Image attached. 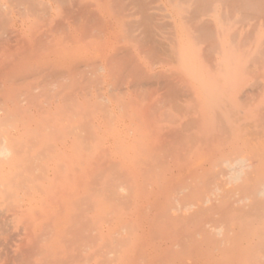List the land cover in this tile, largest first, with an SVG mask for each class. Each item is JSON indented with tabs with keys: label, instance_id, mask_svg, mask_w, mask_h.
<instances>
[{
	"label": "rangeland",
	"instance_id": "rangeland-1",
	"mask_svg": "<svg viewBox=\"0 0 264 264\" xmlns=\"http://www.w3.org/2000/svg\"><path fill=\"white\" fill-rule=\"evenodd\" d=\"M50 1L58 0L0 1V23L4 17V22L0 30L1 53L2 51H6V47H8L6 44L8 40L6 39L7 37L9 38L10 33L14 32V24L16 23L18 24V28L15 26V29L18 32V38L20 37L19 42H25L27 39L30 42L34 38L43 39V45L36 48V50L29 49V42L28 44L24 42L21 44L18 43V46L15 44L16 48L13 46V50H17V53L25 59L33 56L34 53L39 54V50L46 48L50 43H58L51 50L53 59L52 63L50 61V67H52V70L50 69L36 74H52L53 81L51 79L48 80V84L52 83L51 86H53L51 92L44 93V91L41 92L38 88L36 90L38 93L36 92L37 95L35 96L32 94L31 96L19 94L20 90L14 89L17 83V74L14 85L7 87L0 85V101L1 103L4 102L3 109H5L4 112L6 113V115L0 117V149L2 144H6L12 150V154L8 158L0 156V264H188L187 261L191 262L193 258L195 260L198 257L197 262L195 260L192 263L189 262V264H201L202 262L205 264V256L202 255V258V256H199L200 254L196 255V252L192 254L193 249L190 248L191 245L185 246V244H191L194 239L190 240L189 243L188 238L180 239L172 236L173 232H170V229L173 226V222L170 223L172 224L170 226L160 222V218L158 217L150 219L151 221L149 220L147 231L150 232L153 238L150 234V236L148 235L146 237L142 233V224L140 225L137 222L141 217V207L138 206V213L136 215L134 214L133 222L127 223L130 221L131 211L136 208L134 207L136 194L139 199L144 201L141 196L144 197L143 193L146 189H143V187L147 188L146 184L149 183L152 178L151 176H153L149 175V170L147 171L144 163L148 155L146 153V141L140 142L143 138V131L141 129L137 131V129L132 133L130 129L125 127L133 123L131 120L137 115L136 111H127V106L130 103L144 106L146 104L147 106L149 102L153 106L154 101H156L154 106L157 107L156 109L159 107V113L157 110L154 113L155 115H162L160 122L154 126L155 138L166 134V130L169 132L170 129H173L174 131L178 124L180 125L183 121L188 120L189 115L194 113V108L195 106L197 108V105L193 103L194 101L192 99L193 102H190L191 104L187 103L189 105L186 108L185 106L187 105L184 104V101L189 98L185 99L180 96L181 98H179L181 100L179 99L178 102H182L181 106L183 105L184 107L182 106L183 108L178 110L174 103L175 95L165 94L166 96H164L163 94H158L164 91L162 83L165 84L169 81L168 83H171L170 85L177 86L179 84L181 87L180 95L183 91L187 92V88L191 84L193 86L195 80L192 79L193 76L189 80L188 78L185 80L181 77H188L189 72L194 71V68L191 69L190 67L192 63L194 62V65H197L200 63L198 62L199 59L201 62L205 61L210 69L205 70L207 72L205 74H214L215 70L213 69H215V66L219 62H222L221 48L224 46L226 53L227 51L231 53L234 47L240 48L242 55L238 56L237 60L240 61L242 67L247 68L246 75L250 77V85L245 90L247 93L241 94V91H239L240 94L237 95L242 96L239 101L243 103L241 107L244 109L249 101L258 97L259 94L257 93H260L264 87L260 81H252L255 76L264 74V67L261 65L264 62V53L262 52L254 56L251 54L250 57L246 56V51L251 50L252 45L255 46L256 38L261 36V39L264 41V0H180L181 12L185 8V11L189 10L187 12L189 13L187 14V18L181 20V31L182 33L187 32L189 42L193 43L196 48L193 46L189 48L183 44L180 48H177L171 31H165L160 37L156 36L151 27L154 20L150 21L145 18L146 15L149 16V14H152L164 20L166 24L171 22L165 16L168 15L167 9L172 8L173 2L176 0H112V2L101 0L102 2L107 1L106 8L112 13H117V17L113 19V28L110 26V30H108L106 26L102 25L96 33L94 28H90L92 26H83L84 24H82L79 27L73 24L74 17L71 20L70 16L74 13L73 10L75 8L78 9L87 6L84 0H79L73 7L72 14L70 13L67 16L64 14V11L67 10L69 5L68 1L60 4L58 11L55 9L51 13L52 11L50 12L48 10L47 13L46 7L50 5L51 8ZM30 11H34L31 14H38L30 15ZM94 11L96 14L91 17H94L93 19L95 21V19H98V11L97 9ZM96 23L97 21L93 24L96 25ZM23 24L26 28L36 27L39 29L42 27L44 30L30 29L27 30V33H24L18 30L19 28H24V26L22 27ZM54 25H57V27H53L52 29ZM63 27H69L68 29L74 32L61 31ZM87 28L90 30L84 31ZM46 29L48 31H45ZM221 32L223 33V40L221 38L220 40L218 39ZM94 34L96 40V47L94 48L96 49L93 48V45L90 47L93 50L94 56L93 58L90 56L93 53L89 54L88 49L86 55L89 58L84 62V64L89 63L87 65L90 66L91 59H94L95 62L97 56L101 59V63L90 66V68L94 67L95 74L94 76L91 75L93 78L86 76L92 79L91 82L93 85H91L89 79V81L85 80L86 82L77 81L82 76H79L76 80L74 79L75 77L68 79L67 73L73 72L77 68L75 67L76 65L82 70L86 67V65L79 64L77 58V55L81 51L79 47L83 44L82 40L79 41V38H84V43L93 44ZM69 40L74 41L76 45L72 41L69 42ZM85 40L88 41L86 42ZM2 41H5L6 45ZM60 44L63 46L59 47ZM2 45L6 47L3 46L2 48ZM43 56L44 54L41 58ZM72 56L74 58H71ZM109 56L110 63H104L105 58ZM121 56H123L121 60H124L128 56L136 58L137 61L141 62L142 71L146 73L164 72L166 74L180 75L181 77H166L164 79L165 81H158L159 83L157 81L150 82V86L157 88V94L146 95L142 87L133 89L130 86L124 85V83L122 85H113V89H116L115 92L113 90L112 92L108 91L109 64L110 66H112V63L119 64L123 68L124 65L120 60ZM1 57L0 65L5 60V62L9 61L3 55ZM41 58H37V61H40ZM20 61L21 59H19ZM23 64L24 62L21 64L20 69L23 67ZM29 64L32 63H26V66ZM211 64L214 67L210 66ZM89 69H87L89 72H93L92 69ZM241 72L242 70H240ZM101 73L104 75L100 79L99 74ZM118 74L116 71V73H113V77H119ZM41 77L45 79L44 76ZM93 79L96 81L98 90H95V82H93ZM259 82L261 83L259 85L262 89L257 84ZM80 83V87L85 88V92L93 91L87 93L88 99L85 97L82 103L85 104L86 108L91 106L90 111L96 108L97 114H94V116L91 111L90 113L93 116L91 114V117L87 115L91 119L85 121L84 132L81 133L82 138L81 140H76L79 142L74 144L72 154H64L60 149L62 146L61 142L64 139L63 137H66L65 131L62 128L56 129V132H49L47 135H38L39 138L46 140L50 138L57 140V142L52 144V147L46 146V150H43L41 155L34 152V144L32 143H23L14 140L8 141V139L29 135L26 131L21 133L16 128L14 129L15 126L21 125V122L23 125H27L34 121L40 125L44 121H51L54 124L61 125L65 124V122L53 120L52 118L67 117L75 112L88 113L89 109L86 110V108L84 111L78 110L76 106L78 101L75 100L65 101V103L62 102L61 105H58L60 106L59 109H55V103L59 99V95L77 91L78 84ZM88 84L92 87L89 88L90 90L92 89L91 91L89 89L86 91V88L90 87ZM24 85L25 83L20 81L16 87L24 88ZM4 90L14 91L13 96L6 101L1 99ZM97 91L98 95L96 94ZM225 98H232V96L227 95ZM109 99H112V105L116 109L114 112L109 111L107 106H103L110 102ZM91 101L93 102V106L92 104L90 105L92 103ZM166 102L167 104H164ZM232 102H223V109L221 108L219 112H223L225 107H230L231 105L238 107L236 103L232 104ZM51 103H53L52 107L48 110H43V112L39 110L37 112L39 116L36 118L33 116V119L32 104L41 107V105ZM94 103L97 104V107ZM99 107L100 109L98 111ZM161 108L163 109V113L160 112L162 110ZM8 112H10V116L7 117ZM138 112V115H142L141 111ZM135 117L137 118V116ZM139 117L134 120L133 124L138 119L140 120ZM239 119V115L235 114L229 121L226 120L224 123L220 121L221 124L212 133L223 134L227 139H230L231 135L229 136L228 133L230 125L232 124L239 128L245 125H252V130H254V127L256 131L259 130L262 124L264 125V118H259V121L256 119L255 121L258 122H253L254 119H250L238 123ZM116 121H121L122 125L119 128V133L116 134L120 136L118 138L111 132V125L116 123ZM81 123L77 124L81 125ZM94 124L99 125V128H94L92 126ZM13 129L14 132H11ZM194 132L197 135L204 133L198 129L194 130ZM189 138V140H192L194 134L190 135ZM137 139L138 141L140 140L139 146L136 141ZM69 140L68 147L71 146L72 138ZM256 140L260 145L264 143V137L262 136L256 137ZM142 143H144V147ZM245 153V151L243 152L232 148L227 150L223 154V157L226 160L233 161L237 157L245 156ZM157 154V152L154 153L155 156ZM10 160L12 161V166L5 165ZM45 160L52 162V168L42 166ZM129 167L132 168L134 173L133 177L139 182L143 193L141 191L139 193L134 191L135 183L134 181V185L130 183ZM145 171L146 173H144ZM131 189L132 192L130 191ZM31 200L34 201L32 207ZM154 226H156V229ZM160 228L162 230L164 228L166 229H164L166 233L163 237L161 236L163 231ZM158 234L162 238H158ZM165 239L167 241L172 239L169 248L160 246L159 242ZM177 239L178 241L181 240V243L179 241V245L180 247L183 245L185 249H182L184 251L181 248L179 250L172 246ZM260 240L261 238L257 237L252 240H244V245L249 241H256L255 244L260 246L258 245L261 244L259 243ZM172 241H174L173 244ZM261 242L263 246V240ZM213 244V250L216 248L217 251L219 247V250L224 249L218 242L216 244L219 246L215 242ZM171 247L173 248L172 250ZM257 248L254 252H257L259 255L257 253L256 255H251L250 251L248 253V250H245L246 254H242L243 257L240 255V258H242L240 260L241 263L251 264L252 261L254 262L256 260V264H263L264 250L261 251L258 248L259 251ZM185 251L186 253L184 254ZM208 251H212V249L208 248ZM222 252L225 251L223 250ZM187 254L190 256L188 255L187 257ZM250 255L255 258L248 262L247 259ZM258 258L260 262L257 260Z\"/></svg>",
	"mask_w": 264,
	"mask_h": 264
},
{
	"label": "bare ground",
	"instance_id": "bare-ground-1",
	"mask_svg": "<svg viewBox=\"0 0 264 264\" xmlns=\"http://www.w3.org/2000/svg\"><path fill=\"white\" fill-rule=\"evenodd\" d=\"M0 1L3 2V0ZM75 9L73 10L74 15L70 12L72 14L70 17L71 20L74 17L73 24L79 26V24H83L84 22L83 19L84 16L82 14L83 11H79V8L76 10ZM30 13H34V11H30ZM15 26L16 25L14 24V32L10 33L9 38L7 37L6 39L8 40V42L6 40L5 41L7 43L5 41H2L4 42V44L6 43L8 46L6 47L5 46L6 44L2 45V48L3 46L7 48L6 51L5 52L2 51L1 53L0 50L1 53L0 57L3 55V57L9 59L8 62H5L6 61L5 60L4 63L2 62V65H0V85H3L4 87H7L9 85L12 86L16 83V74L18 70H20L19 68L22 66L21 64L24 62L25 59L19 53H17V50H13L14 49L13 46L16 48L15 44H17L18 46L19 45L18 43H20L19 42L20 37L18 38L17 36L18 32L16 31ZM53 27L55 28L57 27V25L52 26V29ZM91 36L93 37V35ZM83 39L84 38L82 39L79 38V41L82 40V43H84ZM70 41L72 40H69V42ZM85 41L87 42L88 40ZM72 42L74 43V41ZM42 43H43V39L34 38L30 40L28 47L31 50H36V48L40 47ZM61 44L59 45V47L63 46ZM57 45L58 43L57 44L50 43L46 47L47 50L44 52L43 58H41L40 61H37L35 67H33L31 71H29L31 72L30 73L31 75L32 74L36 75L39 72L47 71L50 69L52 70V67H50V61L48 59V55L49 52H51V50L54 49ZM90 50L92 52H90ZM89 52L93 53L92 48H89ZM45 53L47 54L45 55ZM90 56L93 58L94 53L92 55L90 54ZM19 59H21L20 62ZM93 60L94 59H91L90 66H95L94 63L96 62L95 60L94 61ZM263 63H261L262 67H264ZM87 64L89 65V63L84 64L86 65V67L85 69L83 68V70L77 65L75 66L77 68L73 66L76 71L72 68L74 71L73 72L70 71L71 73H67L68 74L67 78L71 79L75 77L74 79L76 80L79 76L82 77L89 76V78L94 76V67L90 68V66H88ZM88 67L92 69L93 72H89L87 70L89 69ZM205 67H208L206 63L200 62L197 64L196 72L200 71L197 74H199V77L200 75L203 76L201 77L202 84L207 83L209 87H213V86L218 87L221 83H223L231 87L236 86L241 91V94L247 93V91L245 90L246 87L249 86V83L247 82L249 76L246 75L247 74L246 67L244 68V71H242L243 75L237 76V74L227 72L229 75L227 74L226 76H223V78H221L220 80L216 78L214 82L206 81L202 79L205 78L204 73L202 72L204 71L203 69ZM78 68L81 69L82 71L79 70ZM220 70H223V67H221ZM197 74H194L193 76H196ZM89 80L90 82L92 81V79ZM93 80H94L93 82H95L94 83L95 90L96 89L98 90V86H96L97 85L96 81L95 79ZM254 80L256 82L260 81L263 84H261L260 82L257 84L258 85L261 84L264 86V74L255 76L253 81ZM91 85H93L92 82ZM91 85L88 84V86L90 87L86 88V91L87 89L92 88ZM260 89H262L261 86ZM91 90L89 89V91ZM91 92L88 91L85 92V88L83 90L82 88H80L77 91L75 90L73 92H70L72 94L70 93H65V95L61 94L59 95V99L55 103L56 105L55 109L58 110L60 107L58 105H61L62 102L65 103V101H72V100L80 101L81 99L83 100L85 97L88 99L87 93H91ZM97 93L98 91L96 92V94ZM13 94H14L13 90L12 91L4 90L1 99L3 101H6L8 98L12 97ZM257 94H259L258 97L254 98V100L249 101L244 109L241 107L243 103L239 101V99H241L242 96L240 97L236 95L233 96L232 98H224L221 97L220 94H213L210 92H208L206 95L203 92L195 94L194 96L188 95L185 97V99L186 98L189 99H186L184 101L185 102L184 104L187 105L185 107L188 108V105L191 104L190 102L194 101L193 103L197 105V108L196 106L194 108L195 111L193 110L194 113H191L189 115L187 121L185 120L184 122L183 120H181L183 121V123H180V125L178 124L176 126V129L174 128L175 129L174 131L173 129L172 130L170 129L169 132L168 130H166L167 131L166 134H162L161 137L159 136L155 138V133H154V126L155 124H158V122H160L162 115L157 113H156L157 115H155L154 113L157 111L159 113V107L158 109H156L157 107L154 106L155 105L154 103L156 101H154L153 106L148 101L149 104H147V106L145 104V107H143L144 110L142 108L143 113L142 115L140 114L141 116L138 115L139 113L138 111L136 112L137 115L135 116H137V118L138 116H140L139 118H141L143 121L141 122L143 124L142 128H139L137 130L136 128L139 127L138 126L139 124H135L136 127L134 128H132V126L129 124V126H131L129 127L130 132L134 133L135 132L134 130L139 131L140 129L142 130L144 128L143 130H145L147 134L146 153L148 155V158H146V161L144 160L145 161L144 163L147 171L149 170L150 173L147 174L153 175L151 176L152 178L149 181V183L146 184L147 188L143 187V189H146V191L143 193V189H141V192L143 193L144 197L141 195L140 196L145 200V204H146L145 207L146 211L143 208L144 210L143 213H145L146 215L141 218L142 219L145 218V220L148 219L150 220L153 219L154 217H158L160 218V222L166 225L168 224L170 226L172 225L170 223L173 222V226H171L172 230L170 229V232H173L172 236H174L175 238L180 237V239L188 238L189 243L190 240L194 239L192 240L193 242L191 244H185V246L187 247V245L188 246L191 245L190 248L193 249L192 254L196 252V255L200 254L199 256L202 255L205 256L204 257L205 264H242L240 261L242 259L240 258V255L241 256L242 254L244 255L245 250H248V253L250 251L251 255L254 254L256 255L257 252L255 253L254 251L256 250L257 247L260 248L261 251L264 250V245L262 246V242H261V240H263V244H264V143L260 145L257 143L256 140V137L259 136L264 137V125L262 124L259 127V130L256 131L254 127H253L254 130H252L251 127L252 125L249 126L245 125L244 127L239 128L236 127L234 124H232L230 125L229 133H228L229 136L231 135V138L230 139L228 138L229 140L223 134L212 133L215 132V128L221 124L220 121H222V123H224V121L226 120L229 121L232 119V116L235 114L239 115L240 119L238 120V123H241L242 121L245 120L254 119V117L256 118L254 119L253 122H258L259 118L260 119L264 118V87L260 91V93L258 92ZM97 95L95 96L98 98ZM89 98L93 99L92 97ZM230 101H233L232 104L236 103L238 107L231 105L230 107H225L223 112H219L217 106L222 105L223 104L222 102H230ZM134 102L136 101L134 100ZM3 103L4 102L1 103L0 101V117L6 115V113L4 112L5 109H3ZM91 104L93 106V102L90 103V105ZM97 104L94 103L96 107ZM164 104H167V102ZM90 107L88 108L85 107L86 110L89 109L88 110L89 112L86 111L89 114L75 112V113H71L67 117H62V118L54 117L52 119L65 122L69 125L81 123L83 121L85 122L86 120L91 119L90 118L91 111L93 112V115L97 114L96 112L97 109L94 108L91 109L90 111ZM162 111L163 109L160 112ZM87 115L90 117L88 118ZM8 116H10V112H8L7 117ZM137 118L135 117V119ZM169 119H171V117H169ZM256 119L258 121H255ZM132 120L131 122H134V120L133 121ZM132 125L134 126V124ZM196 129L202 130L204 133L197 135L194 132V130ZM192 134H194V138H192V140H189L190 139L189 136ZM136 141L138 142V146H139L140 140L138 141L137 139ZM175 143L177 144L175 145ZM142 144L144 147V143ZM232 148L243 152L245 151L246 152L245 156L237 157L233 161L226 160L223 157V154L227 150ZM155 152L158 153L157 156L154 155ZM11 154H12V150L8 146H6V144L4 145L2 144L0 149V156L4 158H8L11 156ZM5 165L12 166V161L11 160L8 161ZM144 173H146V171ZM147 179L145 178V180ZM132 189L130 190L131 192ZM155 227L156 226H154V228ZM164 229L163 230L161 229L163 231L162 232L163 234L161 235L162 237L166 233V231L164 232ZM151 232H153V230ZM159 232L161 233L160 230ZM158 235H159L158 238H162L160 234ZM255 237L261 238L259 242L261 244L258 245H260L263 249L255 244L256 241L255 242L249 241L246 245H244L245 244L244 240H250V239L252 240ZM165 238L169 240L167 237ZM171 240L172 239H170L168 243H171ZM179 241L181 243V240ZM179 241L178 239L175 243L174 241H172V244L174 243V245L172 244L171 245L179 250L180 248L185 249L183 245H181L180 247ZM213 242H215V244L216 242H218L224 248L223 250L225 252H222L223 251L222 249H220L222 253L219 252L220 251L219 250L220 247H219L217 250L219 253L216 251V248L214 249L216 252L215 254L213 250L214 248ZM208 248H211L212 251H208ZM172 249L173 248L171 247V250ZM185 253L186 251L184 252V254ZM188 255L189 254H187V257ZM250 256L249 258L252 257ZM249 258L248 259L246 258L248 262L253 260V258L255 257H252V259L250 260ZM259 258L257 260L260 262ZM197 259H195L196 262L198 261ZM195 260L193 258L191 262L187 261V263L188 264L189 262L192 263ZM252 262L251 264H256L255 262L257 261L255 260L253 263ZM263 262L264 261H262V263ZM201 264H203V262Z\"/></svg>",
	"mask_w": 264,
	"mask_h": 264
},
{
	"label": "crops",
	"instance_id": "crops-1",
	"mask_svg": "<svg viewBox=\"0 0 264 264\" xmlns=\"http://www.w3.org/2000/svg\"><path fill=\"white\" fill-rule=\"evenodd\" d=\"M28 1V0H27ZM66 1H68V7H67V10L64 11V14L67 16L68 14H70V12L73 10V7L78 3L79 0H58V1H50V4H51V8H50V5H48L46 7V12L48 13V10H50L51 13H53V11L56 9L57 11L60 9L59 8V5L60 4H63L65 3ZM86 2V7H83V8H79V11H83L82 14H83V19H84V22H83V26H92L90 28H94L95 29V33L98 31V29L103 25V26H106L108 30H110V26L113 28V19H115L117 17V13H112L110 10H108L106 7V3L107 1L108 2H112V0H107V1H104L102 2L101 0H84ZM175 1V0H174ZM91 4V5H89ZM47 5V4H46ZM33 7V6H32ZM54 7V8H52ZM31 9V7H30ZM36 11H37V8H35ZM95 9H97L98 13V19H95L94 21V17H91V16H95L96 12L94 11ZM186 9V8H185ZM185 9H183L184 11L181 12V9H180V0H176L175 2H173V6L172 8H168L167 9V12H168V15H166L165 17H168L171 22H168L167 24L164 22V20L162 19H159L157 18L155 15H152V14H149V16L146 15V20H154V22L152 23L151 27H152V30L154 32V34L158 37H160L165 31H171L172 34H173V38L176 42V46L177 48H180L183 45L185 46H188L189 48H191V46L195 47L193 43H190L189 39H188V35H187V32L185 31L184 33H182V26H181V20L187 18V12H189V10L185 11ZM39 14H41L40 11H37ZM30 13V12H29ZM38 13H35V14H31L30 15H36ZM109 14V15H108ZM108 15V17L106 18V16ZM3 16H4V13H3ZM153 17V18H152ZM162 18V17H161ZM157 19H158V22H157ZM97 21L96 25L93 24L94 22ZM4 22V17L2 18L1 20V23H0V30L2 28V24ZM111 22V23H110ZM160 22V23H159ZM219 22V21H218ZM156 23H158L156 25ZM171 23V24H170ZM220 23V22H219ZM16 28H18V24L16 23ZM82 24H79V26H81ZM218 25V24H217ZM24 26V24L22 25V27ZM160 27V28H158ZM26 27L24 26V28L22 29H18L20 30L21 32H24V33H27L28 31L27 30H36L37 28L36 27ZM69 27H63V29L61 28V31H69V32H74L73 30H70L68 29ZM44 30L42 27H40L38 30ZM48 29V28H47ZM47 29L45 31H47ZM75 30V29H74ZM90 29L87 28L85 29L84 31H89ZM222 31V30H221ZM182 38H183V42H182ZM220 38L223 40V33L221 32V34H219V37L218 39L220 40ZM210 39V38H209ZM24 41H21V43H23ZM29 40L27 39L24 43H27L28 44ZM43 45V43H42ZM93 45V48L96 47V40H95V34H94V43L93 44H88V43H83L82 45H80L79 48H81V51L79 52V54L77 55V58H78V62L81 64V65H84V62L87 61V59L89 58L87 54L88 52V49L90 47H92ZM263 47V48H262ZM196 48V47H195ZM96 49V48H94ZM110 49H112L110 47ZM47 50V48H41L39 50V54L38 53H34L33 56H29L27 57V59H24V64H23V67L18 70L17 72V83L16 85H18V83L20 81H23L25 83L24 85V88H17L16 85L14 87V89L16 90H20L19 94H27L29 96H31V94L33 96L37 95V89L39 88L41 92L44 91V93H47V92H51L52 90V87L51 84H48V80L51 79L53 81L54 78H52V74H45V75H34V74H30L33 67H35L36 63H37V58H41L42 55L44 54V52ZM221 55L223 57L222 59V62H219L217 64V66H215V73L214 74H205L207 73L205 70H210L208 67H205L202 71L204 73V77L206 78H202L203 80H206V81H212L214 82L216 80V78L218 80H220L221 78H223V76H226L227 72L228 73H234V74H237L238 75H243L242 72L240 73V70L244 71V67L241 66V63L239 60H237V57L242 55V53L240 52V48H237V47H234V49L230 52L227 51L226 53V49L224 46H222L221 48ZM264 41L261 39V36H259L258 38H256V43H255V46L252 45V48L251 50H247L246 51V56L247 57H250L251 54L256 55V54H259V53H264ZM69 52V51H68ZM90 52H92L90 50ZM89 52V54H90ZM81 53V54H80ZM47 53H45L46 55ZM250 54V55H249ZM39 56V57H37ZM123 56L120 57V60L122 59ZM47 58V57H46ZM71 58H74V56H72ZM109 58H105V62H109ZM231 58V59H229ZM48 59L49 61H51L52 63V52H49V55H48ZM100 57L97 56L96 57V64L98 63H101L100 62ZM178 62H180V60H178ZM198 62H201L200 59L198 60ZM26 63H32V64H29L26 66ZM49 63V62H48ZM121 63L124 65L123 68L119 66V64H114L112 63V66H110L109 64V68H108V76H109V82H108V85H109V88H108V91H111L113 90V92L116 91V89H113V85H116V84H123L124 85H127V86H130L131 88L135 89L137 87H142L145 91V94L146 95H149L150 93L151 94H157V88L153 87V86H150V82H154V81H165L164 79L166 77L168 78H171L173 76H177V77H181L180 75H175V74H166L164 72H144L142 71V68H141V62L140 61H137L136 58H134L133 56H128L126 58H124V60H121ZM202 63H206L205 61H202ZM224 63V64H222ZM196 64V63H195ZM232 64V65H231ZM121 65V64H120ZM193 66H190L191 69L194 68V71H192L191 73L189 72L188 74V77H181L183 79L186 80V78H188V80L194 75V74H197L198 72L197 71V65H194V62L192 63ZM126 66V67H125ZM210 66L214 67L213 64H211ZM116 67V68H115ZM223 67V70H220V68ZM85 69V67H84ZM119 73V77H113V73ZM95 72V71H94ZM201 72V73H202ZM29 73V74H28ZM95 74V73H94ZM104 75V74H99V77L101 79V76ZM198 75V76H197ZM196 76H193L192 79L195 80V83H193V86L192 84L190 85L189 88H187V92L186 91H183L180 95V92H181V87L180 85L178 84L177 86L176 85H170L171 83H168L169 81H167V83H162L163 84V89L164 91H162L161 93H158V94H163L164 96L166 95H175V99H174V103H175V106L177 107V109H182L183 107L181 106V103H179V99L181 97H186L188 95H195V94H198L200 92H203L205 95L210 92V93H213V94H220L221 97H226L227 95L229 96H236L239 93V89L236 87V86H227V84H223L221 83L218 87H209V85L206 83V84H202L201 83V76L199 77V74H197ZM220 75V76H218ZM229 75V74H228ZM39 76V77H38ZM41 76H44L45 79H42ZM29 78V79H27ZM199 78V79H198ZM84 81L85 80H88V77H79V79L77 81ZM254 79V78H253ZM83 81V82H84ZM253 81V80H252ZM51 82V81H50ZM158 82V83H159ZM247 82H251L250 81V77H248L247 79ZM27 83V84H26ZM81 83L78 84V88L77 89H80L82 87H80ZM250 85V84H249ZM1 87V86H0ZM4 89V88H3ZM9 89V88H8ZM7 89V90H8ZM83 89V88H82ZM10 90V89H9ZM103 90H106V89H103ZM37 92V93H36ZM40 92V93H41ZM98 94V93H97ZM166 94V95H165ZM181 96V97H180ZM218 96V95H217ZM180 97V98H179ZM181 100V99H180ZM223 100V98H222ZM82 101L84 100H81V101H78L77 102V109L80 110V111H84L85 110V104L82 103ZM109 103L106 104V105H103V106H107L109 108V111H112L114 112L116 109H114V106L112 105L113 102H112V99H109ZM223 103V102H222ZM53 103L51 104H46V105H41V107H37L35 106L34 104H32V108H33V114H32V117L34 116L35 118L38 117V111L40 110V112L43 110H48L50 107H52ZM65 107V106H64ZM145 107L144 105H128L127 106V111L129 110V112H132V111H141V113H143V110ZM219 110H221V108L223 107V104L222 105H218L217 106ZM143 108V110H142ZM100 107L98 108V111H99ZM119 110H121L119 108ZM155 110V109H153ZM44 116V115H42ZM117 116V115H116ZM141 116V115H140ZM33 117V119H34ZM118 117V116H117ZM23 119H24V116H23ZM141 121H138L140 123H136L135 124H139L136 128V129H139V128H142L143 127V124L141 122L142 119L140 118ZM134 123V122H133ZM133 123H131L130 125L133 127H136V125L134 124V126L132 125ZM156 125V124H155ZM94 128L98 129L99 128V125H92ZM112 133L115 134V136H118L119 135H116L119 133L120 131V127L122 126L121 125V121H116V123H113L112 125ZM128 125H126L125 127L129 129V127H131ZM17 129L19 132L23 133V132H28V136L26 137H18V138H13V139H8V141H19V142H23V143H32L34 144V152H37L39 155H41L43 152V150L45 151L46 150V146L47 147H52V144L54 142H57V140H53L52 138L46 140L44 138H39V136H42V134H45L47 135L49 132H56V129H59V128H62L64 131H65V135L66 137H63V141L61 142L62 146L60 147V149L62 150V152L64 154H72V151H73V148H74V144L79 141H76V140H81L82 138V134L84 132V128H85V122L83 121V123H81V125L79 124H71V125H67L66 123L65 124H54L52 123L51 121H44L42 122V124L38 125L36 122H31L27 125H23L22 122H21V125L19 126H15L14 129ZM25 128V129H24ZM14 129L13 131L11 132H14ZM144 129V128H143ZM142 129V130H143ZM16 130V131H17ZM141 130V131H142ZM106 133V131H105ZM81 134V136H80ZM146 132L145 130H143V138H142V142L146 140ZM120 137V136H119ZM70 138H72V141H71V146L68 147V142H70ZM55 139V138H54ZM7 141V142H8ZM146 144H147V140H146ZM66 151V152H64ZM19 158V157H17ZM20 159V158H19ZM45 160L44 161V164H42V166H44L45 168H52V162H49ZM134 173L132 171V168L129 167V178H130V183L133 184V181L135 183V189L134 191H136V193H139L141 191V187L139 185V182L137 181V179L135 177H133ZM131 187V185H130ZM120 189H122L120 187ZM141 200V201H140ZM31 202V207L33 206V200L30 201ZM137 204H140L139 207H141V217H144L146 214L143 213L144 210L146 209V204H145V200L142 201V199H139L138 198V195L136 194V201H135V205L134 207V210L131 211L130 213V221H128L127 223H131L133 222V219H134V214L136 215V213H138V205ZM144 208V210H143ZM132 209V207H131ZM146 211V210H145ZM134 212V213H133ZM133 216V217H132ZM140 217V218H141ZM142 219V218H141ZM138 219L137 222L140 223L142 229H143V235L147 237V235L150 234V232H147L148 230V224H149V219L148 220H145L144 219ZM137 223V224H138ZM146 227H145V226ZM148 233V234H146ZM177 238H180V237H177ZM167 240H163L160 243V246L161 247H166V248H169L170 246V243H168V241L166 242ZM168 244V245H167ZM167 245V246H166Z\"/></svg>",
	"mask_w": 264,
	"mask_h": 264
}]
</instances>
